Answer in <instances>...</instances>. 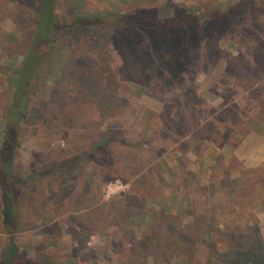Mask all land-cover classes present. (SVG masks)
I'll use <instances>...</instances> for the list:
<instances>
[{
  "label": "rangeland",
  "instance_id": "374dc122",
  "mask_svg": "<svg viewBox=\"0 0 264 264\" xmlns=\"http://www.w3.org/2000/svg\"><path fill=\"white\" fill-rule=\"evenodd\" d=\"M236 1L56 0L54 13L113 19ZM36 8L0 0L1 182H16L8 222L0 199V252L11 238L22 248L14 264H257L251 229L264 249V164L246 166L235 146L251 132L264 136V11L244 8L234 27L215 22L187 54L188 30L162 44L147 33L129 44L106 28L58 32L46 60L19 72L23 87L40 65L8 167L1 130L19 98L14 72ZM109 136L125 144L91 148Z\"/></svg>",
  "mask_w": 264,
  "mask_h": 264
},
{
  "label": "trees",
  "instance_id": "16d2710c",
  "mask_svg": "<svg viewBox=\"0 0 264 264\" xmlns=\"http://www.w3.org/2000/svg\"><path fill=\"white\" fill-rule=\"evenodd\" d=\"M15 1L25 3L27 0ZM254 1L255 0H238L225 8L204 7L201 11L195 10L193 13L181 7H173L167 15H161L155 9H140L133 14L124 17L116 16L113 19L94 14H79L70 21H64L59 20L54 13L56 0H36L38 8L33 11L34 29L32 38L28 44L22 65L14 72V86H16V90L19 88V98L14 97L12 100L11 107H13V109H11V111L9 110V116L7 115L3 129L1 130L2 145L7 144V141L11 140L9 141L8 155L5 161L7 162V166L10 167L15 153V147L19 145L16 136L19 131L20 123L22 120L28 118V111H26L25 105L26 93L29 91L28 86L40 65L46 60L47 54H49L54 38L58 32L69 31L79 34H88L106 28L116 30L123 40L129 44L135 41L137 42L138 34L141 35L142 33L149 34L152 40H155L156 44H162L166 41V36L169 32L188 30L190 31L188 40H186L182 50H180L183 54H187L188 51H190L189 49L191 48L192 42L205 40L213 35L215 22H224L234 27V16L243 12L244 8L250 7L257 11H264V0H261V3L263 4L262 9L255 7L253 3ZM35 60H39L40 65L38 64L35 68L29 71L23 82V87H19L20 83L18 76L20 70L25 65L33 63ZM156 69L161 73L164 68L162 64L156 62ZM21 91L23 92L21 93ZM20 100L22 102L21 109L16 106L20 104ZM11 115H16L17 119L15 121L11 120ZM111 140L125 144V139L117 136H109L107 139L98 141L96 144L92 145L91 148L103 145ZM49 172L50 169H46L40 172H34L33 176L43 177ZM3 176V171L0 170V199L3 207L2 214L4 220L8 222V219L12 216L11 208L13 207L12 201L14 196L13 185H15L16 182L11 176L7 181L3 180L2 183L1 179ZM251 230L254 236V243L251 252L252 255L255 256L256 263L262 264L264 249L261 247V241L257 236L258 228L256 223ZM54 231H52L54 237L61 235L59 231ZM48 245L49 244L44 243L41 247L45 248ZM21 252V246L16 241L9 238L0 252V264H14ZM221 264L226 263L222 262Z\"/></svg>",
  "mask_w": 264,
  "mask_h": 264
},
{
  "label": "crops",
  "instance_id": "0c3cea01",
  "mask_svg": "<svg viewBox=\"0 0 264 264\" xmlns=\"http://www.w3.org/2000/svg\"><path fill=\"white\" fill-rule=\"evenodd\" d=\"M240 150L237 157L244 160L246 166H259L264 164V136L260 133L251 132L245 136L241 142L235 146ZM248 149V150H247ZM253 149V154L248 152ZM248 153L247 155L244 153Z\"/></svg>",
  "mask_w": 264,
  "mask_h": 264
}]
</instances>
